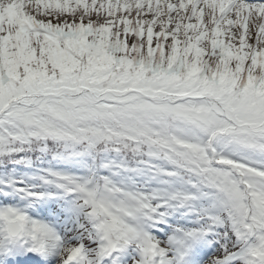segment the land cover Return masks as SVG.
Masks as SVG:
<instances>
[{"label":"snow or ice","instance_id":"1","mask_svg":"<svg viewBox=\"0 0 264 264\" xmlns=\"http://www.w3.org/2000/svg\"><path fill=\"white\" fill-rule=\"evenodd\" d=\"M0 264H264V0H0Z\"/></svg>","mask_w":264,"mask_h":264}]
</instances>
